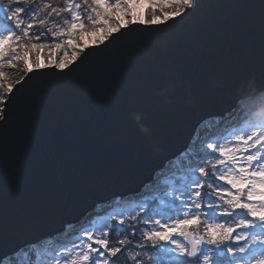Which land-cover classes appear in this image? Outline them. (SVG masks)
Listing matches in <instances>:
<instances>
[{
  "label": "snow or ice",
  "instance_id": "1",
  "mask_svg": "<svg viewBox=\"0 0 264 264\" xmlns=\"http://www.w3.org/2000/svg\"><path fill=\"white\" fill-rule=\"evenodd\" d=\"M88 7L85 19L78 12L81 3L73 0H66V7L0 0V75L7 76L6 68L23 72L18 79L0 81V264H18L21 252L35 255L31 264H119L121 257L124 264H264V113L255 110L223 133L198 140L194 152L185 151L181 168H169L164 183L156 178L150 202L112 212L47 254L39 243H18L38 222L82 194L93 163L76 144L57 149L43 105L71 91L75 85H68L66 78L136 31V25L155 32L182 25L201 8V0H147L143 15L133 11L129 0H91ZM259 10L258 69L232 84L234 94L257 92V101L264 99V0ZM65 13L63 30L48 27L53 14ZM245 23L237 22L241 28ZM37 27L46 31L33 34ZM48 33L51 43L42 40ZM85 33L97 35L94 51L73 42ZM34 49L57 50L60 58L41 62L30 57ZM135 55L119 54L111 64H125ZM95 75L87 72L84 79ZM121 115L144 137L152 136L141 113ZM37 128L43 131L41 147L48 159L34 178L25 177L19 149L22 142L30 143L29 133ZM152 151L145 149L140 159L147 161ZM110 235L121 238L113 245Z\"/></svg>",
  "mask_w": 264,
  "mask_h": 264
},
{
  "label": "water",
  "instance_id": "2",
  "mask_svg": "<svg viewBox=\"0 0 264 264\" xmlns=\"http://www.w3.org/2000/svg\"><path fill=\"white\" fill-rule=\"evenodd\" d=\"M260 2L201 0V8L182 25L163 32L143 31L136 25V31L66 78L75 87L43 105L45 125L53 131L58 150L76 144L81 155L89 157L93 162L89 178L81 195L28 230L20 245L61 231L85 209L141 187L186 148L203 120L222 116L240 94L247 97L233 95L232 84L258 69ZM240 20L246 21L242 28ZM133 51L130 64L112 66L113 57ZM87 72L96 73L95 78L84 79ZM204 101L209 109L195 107ZM131 112L142 114L151 137H144L121 115ZM29 134L32 140L22 142L19 153L23 175L34 178L48 156L41 147L43 131L37 128ZM147 148L153 151L145 161L140 157Z\"/></svg>",
  "mask_w": 264,
  "mask_h": 264
},
{
  "label": "rangeland",
  "instance_id": "3",
  "mask_svg": "<svg viewBox=\"0 0 264 264\" xmlns=\"http://www.w3.org/2000/svg\"><path fill=\"white\" fill-rule=\"evenodd\" d=\"M158 3H165L166 0H157ZM129 4L130 6L132 7L133 11L137 14H140V15H143L144 12H145V9L147 8V0H129ZM153 7H155V4L153 5ZM61 30H63L61 28ZM76 30H79V29H76ZM84 35H87V36H83V38H81V41L83 43H85V45L88 43V44H92L93 42V39L92 37H90L89 33H85ZM89 35V36H88ZM78 47H82L80 45H78ZM46 55H52L48 52L45 53ZM69 56L71 54V49H69ZM60 58V53L57 52L55 55H53L50 59L52 60H58ZM46 59L44 58V61ZM47 62V61H46ZM10 78V76L7 74V76H4V75H0V81H5L7 82V80ZM11 79V78H10ZM258 95V94H257ZM256 96V95H255ZM243 101V100H242ZM245 101V100H244ZM250 105H254L251 103V101H248ZM244 103V104H243ZM242 104H243V107H242ZM246 101L245 102H238L235 107L236 109L235 110H232V111H229V112H226L224 114V116L222 117H219V119L215 118V117H210L208 120L205 119L202 123H200V125L197 127V137L194 136L195 140L192 143H190V146H194V150H196V148L199 146L198 145V140L199 139H204V138H209L211 137L212 135L214 134H220V133H223L225 130L231 128L235 122H237L240 118H242L248 111V110H245L246 106ZM248 108V106H247ZM246 108V109H247ZM259 111V110H257ZM249 114V113H248ZM227 116V118L225 117ZM229 116V117H228ZM223 120V121H222ZM217 121V122H216ZM227 121V122H226ZM214 122V123H213ZM216 123V124H215ZM203 125V126H202ZM204 125H205V128H204ZM215 125V126H214ZM203 127V128H202ZM209 128V129H208ZM202 131V132H201ZM207 131V132H206ZM212 131V132H211ZM211 132V133H210ZM204 135V136H203ZM193 140V139H192ZM192 142V141H191ZM152 185H151V188L153 187V184L155 181H152ZM143 198V197H142ZM137 201V198L136 197H132L130 200H123L122 202L120 200L117 199V201H113L111 200L115 205L119 208L120 211L122 212H126L125 210V207L130 205L132 202L134 201ZM90 220H92V217H89L87 216V222L86 224H84V227L87 228V227H90ZM80 226V225H79ZM78 225L76 226V228H72L69 232H68V235H71V233H78L79 232V229H81ZM83 227V228H84ZM67 235V237H68ZM72 238V237H70ZM53 244L55 245V243L52 241L50 243H44V245H40V249L43 251H45L46 253H50L51 252V248L53 247ZM50 249H48V248ZM21 264V263H19Z\"/></svg>",
  "mask_w": 264,
  "mask_h": 264
},
{
  "label": "trees",
  "instance_id": "4",
  "mask_svg": "<svg viewBox=\"0 0 264 264\" xmlns=\"http://www.w3.org/2000/svg\"><path fill=\"white\" fill-rule=\"evenodd\" d=\"M75 1L81 3V8L79 9V12H80L81 15L85 16V19H86L87 14L90 12V8L88 7V5H91V0H87V5H85L84 0H75ZM38 3H52V5L54 7H65L66 6V0H38ZM66 15L67 14L65 13V14H62L61 16L57 17L55 14H53V16L49 20L48 27L51 26V23H53L54 20H56L57 23H59V24H63V20H64V17ZM53 30H55V28ZM40 31H46V29L37 27V28H34L32 30V33L35 34V33L40 32ZM75 31L83 32V29H79V30H75ZM49 35H50V33L46 34V36L42 37V40H47L50 43L53 42V37H50ZM78 38L79 37H76V38H74V40L76 41V40H78ZM32 42L33 43H37V41H34V40ZM44 52H49V51L48 50H43V53ZM37 53H38V51L34 49L33 52L30 53L29 55H30L31 58H36ZM4 71L10 76L11 80L18 79L20 76L23 75V72L18 70V69H7L6 68ZM182 162L184 163V160H182ZM168 176H169V173L166 174L165 177L161 178L162 183L165 182V180L168 178ZM154 195H156L155 192H153V194L151 196L144 197L142 199L139 198L137 201L132 202L130 205L126 206V208H125L126 212L132 211L133 209H136L139 205H141V204H143L145 202H150ZM114 211L115 212H120V210L119 211L118 210H114ZM114 211H112V212H114ZM107 218H108V216L106 217V219ZM140 226L144 227L143 225H140ZM109 238L112 241L113 245H115V242L118 239H120L121 237L116 236V235H110ZM20 256H21L20 258H21L23 264H31V262L33 260H35L34 254L22 252L20 254ZM17 260H18V258H17ZM119 264H124V257H121V260H120Z\"/></svg>",
  "mask_w": 264,
  "mask_h": 264
},
{
  "label": "bare ground",
  "instance_id": "5",
  "mask_svg": "<svg viewBox=\"0 0 264 264\" xmlns=\"http://www.w3.org/2000/svg\"><path fill=\"white\" fill-rule=\"evenodd\" d=\"M216 42H217V41L214 42V46H215ZM150 48L154 51L153 47H150ZM212 49H213V46L208 47V50H212ZM153 54H154V53L151 51V55H152V56H151V59H153V58L156 57V55L153 56ZM127 64H130V63L127 62ZM144 65H145V67H146V62H145ZM146 75H149V74H146ZM249 93H251V94H249ZM249 93H246L248 98H247V97H243V95L240 94V96H239V97L237 96L236 98H234L233 101H232L229 105H231V106H232V105H236L238 102L242 101L243 99H244L245 101H251L252 104H255V105H256L258 101H257V99H253V97H257V94H258V93H257V92H253V93H252V92H249ZM233 95H234V93H233ZM255 95H256V96H255ZM244 100H243V101H244ZM202 103H203V104H201V105H198V104H200V103L196 104L195 107H197V109H209L210 106H209V104H208L207 102L204 101V102H202ZM218 103H219V101H218ZM245 105H246V104H245ZM249 106H250V104H249ZM211 109H212V108H211ZM235 109H236V107H233V108L230 109L229 111H232V110H235ZM229 111H226V112H229ZM226 112H225V113H226ZM246 112H247V111H246ZM223 116H224V115H223ZM225 117L227 118V116H225ZM228 117H229V116H228ZM209 118H210V117H209ZM209 118H208V119H209ZM208 119H207V120H208ZM222 121H223V120H222ZM216 122H217V121H216ZM226 122H227V121H226ZM213 123H214V122H213ZM215 124H216V123H215ZM214 126H215V125H214ZM198 128H199V127H198ZM198 128H197V129H198ZM208 129H209V128H208ZM201 132H202V131H201ZM206 132H207V131H206ZM211 132H212V131H211ZM211 132H210V133H211ZM168 134H169V133H168ZM203 136H204V135H203ZM193 138H194V137H193ZM199 140H200V139H199ZM192 141H193V140H192ZM84 209H85V208H84ZM90 209H91V208H87V209H85V210L87 211V210H90Z\"/></svg>",
  "mask_w": 264,
  "mask_h": 264
}]
</instances>
